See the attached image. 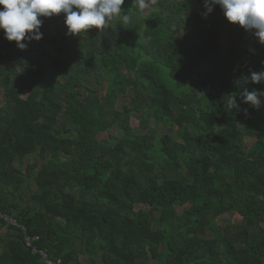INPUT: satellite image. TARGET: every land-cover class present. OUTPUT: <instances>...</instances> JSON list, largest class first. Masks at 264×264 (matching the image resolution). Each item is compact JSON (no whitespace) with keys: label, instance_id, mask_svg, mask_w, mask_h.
I'll return each mask as SVG.
<instances>
[{"label":"trees","instance_id":"1","mask_svg":"<svg viewBox=\"0 0 264 264\" xmlns=\"http://www.w3.org/2000/svg\"><path fill=\"white\" fill-rule=\"evenodd\" d=\"M122 9L24 50L0 30V212L21 226L0 220V264H264V101L241 99L264 96L242 82L264 45L203 0Z\"/></svg>","mask_w":264,"mask_h":264},{"label":"clouds","instance_id":"2","mask_svg":"<svg viewBox=\"0 0 264 264\" xmlns=\"http://www.w3.org/2000/svg\"><path fill=\"white\" fill-rule=\"evenodd\" d=\"M138 9H145L154 0H134ZM125 0H0V30L9 42L24 50L28 44L43 38V19L63 14L67 35L76 36L89 29H103L109 21L121 16ZM205 16L217 7L231 25L250 32L264 45V0H203ZM127 22L129 17L123 15ZM244 84L264 83V71H252L242 77ZM247 88L241 94L243 103L259 109L264 96ZM228 109L240 111L237 96L229 95ZM247 111V110H244Z\"/></svg>","mask_w":264,"mask_h":264},{"label":"rangeland","instance_id":"3","mask_svg":"<svg viewBox=\"0 0 264 264\" xmlns=\"http://www.w3.org/2000/svg\"><path fill=\"white\" fill-rule=\"evenodd\" d=\"M157 1L158 0H154V3L153 2H149L148 6L144 9L146 13H149L151 10H153L154 8L157 7ZM43 19V24H42V27H41V32L42 33H45L47 37H53V33H52V30H57L58 28H60L58 31H60L61 33H67V28L65 26V23H64V16H61L60 19H52L51 17L50 18H42ZM52 23H53V26H52ZM56 37H58L59 35L58 34H55ZM227 44V39L226 37H224L221 41V45L222 47L224 48ZM54 50L56 51V48L54 47ZM25 97H27V94H25ZM0 98L1 100L4 99V95L2 93V91L0 90ZM5 101V99H4ZM121 103L122 101H120V103L116 106V108L120 109L119 107L121 106ZM149 126L153 129V131L157 134L158 138L160 139L164 134H175L176 132V129H170V128H164L163 126L161 125H157L155 124L153 121H150L149 123ZM131 129L134 131L135 134H138V135H141V134H144L145 132H147V128H144L139 119L138 118H133L131 119ZM116 134V133H115ZM111 137L110 134L106 133L102 136H100V139L101 140H105V139H109ZM263 140V139H262ZM251 142V141H250ZM255 140L252 142L254 143ZM28 155L27 154H22V155H19L18 157L20 158H28L27 157ZM34 158H28L27 161H32ZM33 187V185H32ZM139 209H149L148 207H138V210ZM184 208H179L178 211L181 212L183 211ZM242 220V217L236 212V211H233L229 214H227L226 216L222 217V218H219L218 219V223H219V226L221 227H226L227 225H236L238 223H240ZM5 232L2 231L0 232V235H5L4 234Z\"/></svg>","mask_w":264,"mask_h":264},{"label":"built area","instance_id":"4","mask_svg":"<svg viewBox=\"0 0 264 264\" xmlns=\"http://www.w3.org/2000/svg\"><path fill=\"white\" fill-rule=\"evenodd\" d=\"M0 220H4L8 226L21 227L15 219H13L9 216H6L1 212H0ZM26 243H27L28 247H32V241L30 238H27ZM33 253L36 254V253H38V251L36 249H34ZM40 254L43 257L42 260H44L46 262V264H54L53 262L48 260V256L44 252H40Z\"/></svg>","mask_w":264,"mask_h":264},{"label":"crops","instance_id":"5","mask_svg":"<svg viewBox=\"0 0 264 264\" xmlns=\"http://www.w3.org/2000/svg\"><path fill=\"white\" fill-rule=\"evenodd\" d=\"M89 258L88 257H83L81 261H83L86 264H89Z\"/></svg>","mask_w":264,"mask_h":264}]
</instances>
